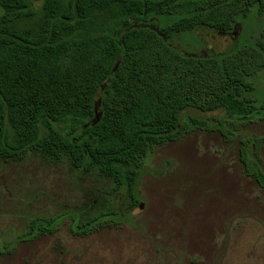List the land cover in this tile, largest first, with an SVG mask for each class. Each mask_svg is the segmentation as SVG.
Masks as SVG:
<instances>
[{"label":"trees","instance_id":"obj_1","mask_svg":"<svg viewBox=\"0 0 264 264\" xmlns=\"http://www.w3.org/2000/svg\"><path fill=\"white\" fill-rule=\"evenodd\" d=\"M252 4L264 10V0H42L38 7L0 0V156L36 149L66 157L137 203L139 165L152 147L180 136L186 108L223 110L226 118L210 127L230 136L229 118L264 114L247 95L250 77L264 68V28L254 42L210 55L183 54L170 41L198 28L229 33ZM261 141L241 139L240 159L264 190ZM111 215L75 222L71 231L85 235ZM51 223L32 222L22 237L50 233Z\"/></svg>","mask_w":264,"mask_h":264},{"label":"rangeland","instance_id":"obj_2","mask_svg":"<svg viewBox=\"0 0 264 264\" xmlns=\"http://www.w3.org/2000/svg\"><path fill=\"white\" fill-rule=\"evenodd\" d=\"M263 28L264 10L252 4L229 33L198 28L170 41L183 54L210 55L254 42ZM250 79L247 95L264 105V68ZM215 118L226 115L182 112L180 136L152 147L138 167L137 203L126 188L66 157L36 149L0 156V264H264V190L240 159L241 139L264 138V114L229 118L233 136L212 129ZM259 157L264 168V141ZM106 211L112 220L85 235L71 231ZM35 221L52 222L53 231L26 240Z\"/></svg>","mask_w":264,"mask_h":264},{"label":"water","instance_id":"obj_3","mask_svg":"<svg viewBox=\"0 0 264 264\" xmlns=\"http://www.w3.org/2000/svg\"><path fill=\"white\" fill-rule=\"evenodd\" d=\"M143 207V202H140L139 203V208H142Z\"/></svg>","mask_w":264,"mask_h":264}]
</instances>
